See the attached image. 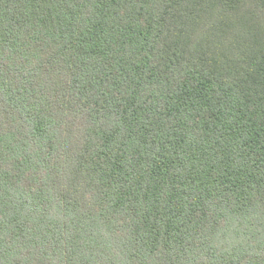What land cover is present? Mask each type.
<instances>
[{"label": "trees", "instance_id": "trees-1", "mask_svg": "<svg viewBox=\"0 0 264 264\" xmlns=\"http://www.w3.org/2000/svg\"><path fill=\"white\" fill-rule=\"evenodd\" d=\"M0 264H264V0H0Z\"/></svg>", "mask_w": 264, "mask_h": 264}]
</instances>
